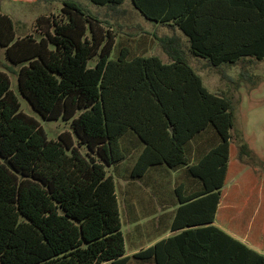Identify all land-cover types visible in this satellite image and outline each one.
I'll return each mask as SVG.
<instances>
[{
	"label": "trees",
	"instance_id": "obj_1",
	"mask_svg": "<svg viewBox=\"0 0 264 264\" xmlns=\"http://www.w3.org/2000/svg\"><path fill=\"white\" fill-rule=\"evenodd\" d=\"M127 2L170 31L153 33L168 62L127 45L110 59L114 28L129 27ZM60 14L39 16L40 35L20 39L0 14V47L20 65L18 91L33 111L44 121H70L77 147L88 151L82 155L68 132L48 140L0 71V264H264V255L214 225L228 180L233 108L187 59L215 69L264 62V0H64ZM208 130L214 141L192 163L191 143ZM129 136L143 146L131 180L165 165L184 167L202 187L187 196L176 188L170 231L177 234L131 256L116 183L105 170L112 165L120 174L131 157ZM237 146L240 161L253 160L241 136Z\"/></svg>",
	"mask_w": 264,
	"mask_h": 264
},
{
	"label": "rangeland",
	"instance_id": "obj_2",
	"mask_svg": "<svg viewBox=\"0 0 264 264\" xmlns=\"http://www.w3.org/2000/svg\"><path fill=\"white\" fill-rule=\"evenodd\" d=\"M62 1L64 0H0V14L7 15L15 23L17 39L28 35L37 37L40 34L36 32V19L39 16L51 15H55L57 18L61 17L60 9L62 7ZM84 3L86 4L87 2ZM87 4L91 11H98L96 7L89 3ZM129 5L130 3L127 2L125 6L129 13V27L124 26L121 30L114 28L113 33H115L117 45L114 46L110 59L116 58L119 47L127 45L132 54L155 55L164 63L168 62L167 57L159 50L158 42L154 39L153 33L162 35L163 33L170 34V31L161 27H153L137 11L134 13ZM187 59L210 92H222L232 102L234 127L231 129V162L239 159L237 143L239 136H241L243 142L251 151V156L254 157L249 163L255 162L257 166V171L252 172V176L255 179H264V62L239 63L237 65L223 66L220 69H215L209 66L204 60L190 57L188 54ZM94 62V60H90L89 66L92 67ZM19 68L20 65L15 66L6 59L5 49L0 47V71L7 74L10 81V90L20 104V111L34 118L40 124L48 140H58L60 134L68 132L71 135L74 146L77 147V138L72 131L70 121H64L62 119L52 121L42 120L33 111L29 103L20 95L17 83V72ZM210 129L213 131L212 127ZM211 131H206L196 138V140L202 139L205 145L209 147L214 141V135ZM77 148L84 156L88 151L82 145ZM246 160L244 159V161ZM117 169L119 170L120 168L117 167ZM105 170L108 175L113 176L116 183L119 207L121 209V231L124 238H126L128 228L124 212L125 199L120 194L122 172L116 174L112 165L110 167L106 166ZM228 179L222 197H229L228 200H230L236 194L233 191L230 177ZM144 189L146 190L147 188ZM147 191L150 192V190ZM258 196L260 199L259 192L255 196H250L248 199L252 200ZM250 207L251 205L247 207L243 215L249 212ZM226 210H228L226 207L223 208L222 205L220 206L219 221L217 223L227 230L231 226V212L230 210ZM125 251L126 255H129L130 249L127 243L125 244ZM130 264L135 263L130 262Z\"/></svg>",
	"mask_w": 264,
	"mask_h": 264
},
{
	"label": "crops",
	"instance_id": "obj_3",
	"mask_svg": "<svg viewBox=\"0 0 264 264\" xmlns=\"http://www.w3.org/2000/svg\"><path fill=\"white\" fill-rule=\"evenodd\" d=\"M126 144V150L131 157L126 164L121 165L120 194L126 201L124 212L128 233L125 244H128L130 249L128 256H131L162 239L177 234L170 231L174 210L178 206L176 188L182 187L183 195L187 196L200 192L202 187L198 180L187 174L184 167L172 170L165 165L151 167L141 179L131 180V168L143 146L131 136L126 140ZM133 145L136 147L134 150ZM191 147L193 148L192 163L208 148L202 139L192 142ZM255 164V162L244 163L239 159L234 162L229 160L228 177L236 195L230 200L229 197L221 195L214 225L264 255V179H255L252 176V172L257 171ZM225 187L226 184L222 194ZM257 192L260 193V199L259 196L252 200L248 199ZM221 205L231 212V226L227 230L217 223ZM250 205L249 212L243 215Z\"/></svg>",
	"mask_w": 264,
	"mask_h": 264
},
{
	"label": "water",
	"instance_id": "obj_4",
	"mask_svg": "<svg viewBox=\"0 0 264 264\" xmlns=\"http://www.w3.org/2000/svg\"><path fill=\"white\" fill-rule=\"evenodd\" d=\"M4 163H5L10 169H12L11 165H10L7 161H4Z\"/></svg>",
	"mask_w": 264,
	"mask_h": 264
}]
</instances>
